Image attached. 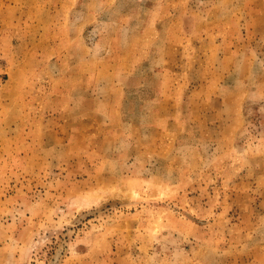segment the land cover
I'll list each match as a JSON object with an SVG mask.
<instances>
[{
  "label": "rangeland",
  "instance_id": "obj_1",
  "mask_svg": "<svg viewBox=\"0 0 264 264\" xmlns=\"http://www.w3.org/2000/svg\"><path fill=\"white\" fill-rule=\"evenodd\" d=\"M0 264H264V0H0Z\"/></svg>",
  "mask_w": 264,
  "mask_h": 264
}]
</instances>
